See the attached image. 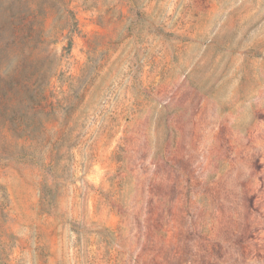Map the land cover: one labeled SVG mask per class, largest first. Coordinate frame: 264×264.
<instances>
[{"label": "rangeland", "instance_id": "obj_1", "mask_svg": "<svg viewBox=\"0 0 264 264\" xmlns=\"http://www.w3.org/2000/svg\"><path fill=\"white\" fill-rule=\"evenodd\" d=\"M0 264H264V0H0Z\"/></svg>", "mask_w": 264, "mask_h": 264}, {"label": "trees", "instance_id": "obj_2", "mask_svg": "<svg viewBox=\"0 0 264 264\" xmlns=\"http://www.w3.org/2000/svg\"><path fill=\"white\" fill-rule=\"evenodd\" d=\"M14 29H13V33L11 34V40H9L10 41V43H8V44H10V47L12 46V45H17V41H19V31H20V27H13ZM10 100V98H8V101Z\"/></svg>", "mask_w": 264, "mask_h": 264}]
</instances>
